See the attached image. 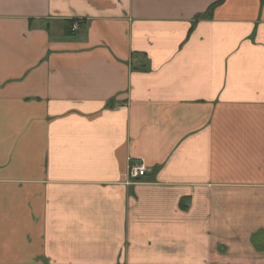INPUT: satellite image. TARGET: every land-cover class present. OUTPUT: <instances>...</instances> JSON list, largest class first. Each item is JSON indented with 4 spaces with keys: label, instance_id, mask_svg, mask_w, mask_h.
<instances>
[{
    "label": "crops",
    "instance_id": "crops-1",
    "mask_svg": "<svg viewBox=\"0 0 264 264\" xmlns=\"http://www.w3.org/2000/svg\"><path fill=\"white\" fill-rule=\"evenodd\" d=\"M0 264H264V0H0Z\"/></svg>",
    "mask_w": 264,
    "mask_h": 264
},
{
    "label": "built area",
    "instance_id": "built-area-1",
    "mask_svg": "<svg viewBox=\"0 0 264 264\" xmlns=\"http://www.w3.org/2000/svg\"><path fill=\"white\" fill-rule=\"evenodd\" d=\"M72 31L75 32L77 31L78 27L77 25H72ZM146 173V169L144 168L143 165H136V164H131L130 168H129V174H130V178L132 179H136L139 177L144 176V174Z\"/></svg>",
    "mask_w": 264,
    "mask_h": 264
},
{
    "label": "trees",
    "instance_id": "trees-1",
    "mask_svg": "<svg viewBox=\"0 0 264 264\" xmlns=\"http://www.w3.org/2000/svg\"><path fill=\"white\" fill-rule=\"evenodd\" d=\"M215 6H216V4H214L213 6H211V7L207 10V12H206L205 14L198 16L197 19H209L210 16H211V12H212V10H213V8H214ZM72 25H73V22H69L68 25L66 26V34H67V35H70V36H71V35L73 34V33L71 32V27H72Z\"/></svg>",
    "mask_w": 264,
    "mask_h": 264
}]
</instances>
